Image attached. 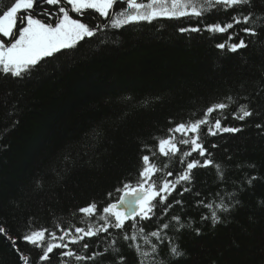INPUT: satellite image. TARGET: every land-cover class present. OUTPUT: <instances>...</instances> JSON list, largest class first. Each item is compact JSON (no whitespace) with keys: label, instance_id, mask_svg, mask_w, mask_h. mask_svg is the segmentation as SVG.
I'll return each mask as SVG.
<instances>
[{"label":"trees","instance_id":"16d2710c","mask_svg":"<svg viewBox=\"0 0 264 264\" xmlns=\"http://www.w3.org/2000/svg\"><path fill=\"white\" fill-rule=\"evenodd\" d=\"M125 6L116 3L113 11ZM43 9L51 10L45 4ZM250 11L255 36L241 31L248 26L243 23L227 33L206 30L208 24H224L232 15ZM261 14L264 0H253L251 8L237 6L225 11L218 7L201 17L157 18L111 28L104 27L109 18L102 20L95 11L87 10L79 18L92 26L101 25L94 36L44 58L23 77L0 73V226L7 230V235L0 234V264H24L8 237L16 238V247L29 256V264H139L146 258L130 244L150 252L147 260L151 264H264ZM181 28L200 31L181 32ZM230 33L236 34L232 42L244 38L247 46L235 52L217 48ZM219 102L229 108L214 112L209 119L214 123L220 116L222 127L240 131L210 135L203 127L200 136L206 156L193 153L188 159L202 163L211 154L222 177L214 166L194 168L191 180L178 184L165 205L157 201L154 219L137 218V228L127 221L123 229L110 227L76 245L71 244V236L58 239L64 230L75 235V227H101L103 221L98 217L78 209L95 202L102 212L115 202L116 189L124 183L135 185L140 179L143 155H149L161 169L154 177L157 184L164 179L175 181L186 168L180 156L191 149L178 145L175 156H164L158 141L173 135L179 139V134L168 130L180 122L202 118L207 107ZM242 104L253 112L244 121L232 115L240 114ZM169 171L173 175L168 176ZM251 177L256 179L249 183ZM176 200L182 203L175 204ZM221 202L229 210H217L219 220L213 222L203 205L211 203L215 208ZM167 204L173 206L162 216ZM173 216L180 217L179 223ZM162 223L170 227L159 238L152 237L150 233ZM140 227L143 234L138 232ZM39 228L55 232L57 239L52 242L68 243L77 254L103 255L76 261L62 257L64 249H54L41 262V250L20 239ZM125 233H136L137 239L125 241ZM83 243L89 248L83 249ZM152 244L157 245L156 253H151ZM174 246L182 256L171 254Z\"/></svg>","mask_w":264,"mask_h":264},{"label":"snow or ice","instance_id":"6c2138e0","mask_svg":"<svg viewBox=\"0 0 264 264\" xmlns=\"http://www.w3.org/2000/svg\"><path fill=\"white\" fill-rule=\"evenodd\" d=\"M62 0H10L5 3V0H0V71L4 74H10L13 77H23L35 69L39 63L47 57H53L54 54L60 53L63 49H70L76 46L77 42L84 40L85 37H92L97 31L101 30V25L92 26L87 22H82L80 18H73L69 14V10L65 6H60L58 12L51 13L47 9H43V5H61ZM64 3L70 5V11L83 17L87 10H94L101 17H108V24L104 27L122 28L125 25L140 21L151 22L157 18L175 19L185 16L201 17L206 12H210L218 7H222L225 11L236 8L237 6L252 7L253 0H64ZM116 3H122L126 6L119 11H113ZM38 7L42 11H38ZM264 16V14H261ZM45 16L53 22H47L45 19L38 18ZM254 13L248 14L238 13L232 15L230 22L221 24L214 23L206 25V30L213 33H227L234 25L241 23L248 25L241 29L246 35H257V28L253 20ZM259 19V18H257ZM264 26V25H261ZM200 31L199 28L184 29L180 31ZM18 33V34H17ZM235 33H230L224 43L216 45L217 48L235 52L239 48L246 47L245 39L240 38L238 43L232 42ZM7 38V39H5ZM231 101L232 98L228 97ZM229 108V104L224 102L215 103L204 110L202 118L188 120L176 124L174 128H170V133L179 134L177 139L175 135L169 136L158 141L159 153L164 156H175L180 149L178 145H187L190 151H184L180 156V163L186 164V168L182 173L177 175L175 181L164 179L162 183L157 184L155 175L161 169L151 162L149 155H143V166L139 172V180L133 185L124 183L122 188L116 189L119 194L115 202L108 203L102 208V212L98 211L95 202L89 203L84 207H80L78 211L89 217H98L103 221V225L97 229H93L89 224L87 229L75 227V235L68 230H64L63 235L59 236L60 241H64L65 237L71 236V244L76 245L84 241L85 237H95L100 232H106L110 227L123 229L127 221H132V227L137 228V218L140 221H150L155 218L154 209L159 205L166 204L168 197L173 193L178 184L191 180V171L197 167L214 166L218 174L222 177L223 172L220 170V165L210 158L200 160L188 158L192 157L193 153H198L200 157L206 156V149L203 145L200 136L203 127H207L208 134L216 135L219 132H238L239 128L222 127L220 116L214 120L209 119L211 114L216 111H223ZM239 115L232 113L233 117L244 121L245 118L253 115V112L247 104L239 106ZM261 127V125H257ZM154 155V154H153ZM167 167V165H165ZM168 176L173 175L171 171ZM255 177L249 178V183ZM185 192L189 189H184ZM111 196L112 194L109 193ZM183 195V193H181ZM231 198V194H229ZM175 204H181L180 200H176ZM203 204V202H200ZM172 204H167L163 207L162 216H166L172 208ZM204 207L209 209V214L213 222L219 220L217 210L227 212L229 205L223 202L216 204L215 208L211 203L204 204ZM208 217H204L207 219ZM172 220L179 223L180 217L173 216ZM57 227H60L57 225ZM168 223H162L158 230L152 231V237H160L163 229H168ZM140 234L144 233V228H138ZM0 234L7 235V230L0 226ZM12 241L13 247L19 255V259L24 264H29V256L16 247V238L8 237ZM20 239L39 248L42 254L39 256V261H47L49 254L54 249H64L60 253L62 257L74 258L76 261L95 260L97 256L103 253L95 252L92 256L77 254L69 247L68 243H53L57 239L55 232H49L46 228H39L23 234ZM125 241L137 239V234L133 233L129 236L124 234ZM129 247H134L139 255L145 257V260H140L139 264H151L147 258L150 257V252H141L138 245L130 244ZM89 244L83 243V249H88ZM108 249H105L107 251ZM157 252V245H151V253ZM172 255L180 257L183 252L176 246L170 248ZM121 261L124 260L122 255L119 256ZM154 259V258H153ZM67 264V262H65Z\"/></svg>","mask_w":264,"mask_h":264},{"label":"flooded vegetation","instance_id":"af4514ba","mask_svg":"<svg viewBox=\"0 0 264 264\" xmlns=\"http://www.w3.org/2000/svg\"><path fill=\"white\" fill-rule=\"evenodd\" d=\"M58 11V8L57 7H53V9L52 10H50L49 12H53V13H56ZM43 17H45V16H43Z\"/></svg>","mask_w":264,"mask_h":264},{"label":"rangeland","instance_id":"374dc122","mask_svg":"<svg viewBox=\"0 0 264 264\" xmlns=\"http://www.w3.org/2000/svg\"><path fill=\"white\" fill-rule=\"evenodd\" d=\"M70 8V7H69ZM52 22L54 23V20H52ZM18 34V33H17ZM5 39H7V38H5Z\"/></svg>","mask_w":264,"mask_h":264},{"label":"bare ground","instance_id":"6f19581e","mask_svg":"<svg viewBox=\"0 0 264 264\" xmlns=\"http://www.w3.org/2000/svg\"><path fill=\"white\" fill-rule=\"evenodd\" d=\"M1 74H4L2 71H0Z\"/></svg>","mask_w":264,"mask_h":264}]
</instances>
